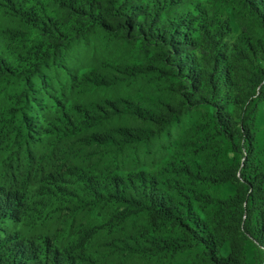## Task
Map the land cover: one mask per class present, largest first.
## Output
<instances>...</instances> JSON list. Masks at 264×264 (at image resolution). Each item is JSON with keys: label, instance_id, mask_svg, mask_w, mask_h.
Returning <instances> with one entry per match:
<instances>
[{"label": "trees", "instance_id": "16d2710c", "mask_svg": "<svg viewBox=\"0 0 264 264\" xmlns=\"http://www.w3.org/2000/svg\"><path fill=\"white\" fill-rule=\"evenodd\" d=\"M49 2L56 15L30 0H0V19L9 22L0 24V150L22 149L32 163L50 159L56 165V172L48 175L52 191L47 194L62 203L63 232L74 251L59 245L42 259L38 252L15 242L8 251L0 245V264H82L84 255L78 258L76 253L95 244L169 256L190 241L205 250L201 264H248L246 241L253 238L264 248V172L218 171L222 181L236 186V193L209 226L194 212L192 203L183 200L178 186L149 172L145 160L152 154L150 143L187 105L210 103L216 125L231 140L239 138L247 146L244 165L251 169L256 150L251 106L254 91L264 80V67L245 74L244 67L228 65L216 53L199 57L196 51L204 40L215 47L211 35L202 31L196 39L192 21L186 17L165 20L160 8L143 0ZM247 3L259 18L256 42L264 46V0ZM97 30L152 48L154 60L176 77L169 97L156 103L126 96L75 98L39 132L34 115L43 109L35 95L38 82L45 84L50 71L62 66L73 41H88ZM248 44L249 52H241L243 60H250V51L257 53V45ZM110 70L107 65L103 72L88 71L80 81L73 77L74 93L120 84ZM223 87L231 91L230 103L216 96ZM230 104L235 107L233 113L228 110ZM41 144L50 153L38 157L35 148ZM11 202V198L0 199V216L11 209ZM95 216H103L106 225L97 223ZM126 225L132 227L123 233L113 231L114 226L121 230ZM99 229H104L105 237L99 236ZM226 242L230 249L223 255ZM258 264H264V255Z\"/></svg>", "mask_w": 264, "mask_h": 264}, {"label": "rangeland", "instance_id": "374dc122", "mask_svg": "<svg viewBox=\"0 0 264 264\" xmlns=\"http://www.w3.org/2000/svg\"><path fill=\"white\" fill-rule=\"evenodd\" d=\"M30 2L45 8L51 15L57 14L49 0ZM143 2L160 8L165 20L186 17L192 21L191 33L196 39L201 38L202 31L211 35L210 38L216 41L215 47L212 44L207 46V41L204 40V46L196 51L199 57L205 56V52L216 53L226 64L244 67L245 74H248V70L249 73L257 71L258 66L264 67V46L256 42L259 36V18L247 0ZM0 24L9 25L8 19L1 18ZM249 42L257 45V53L252 54L250 51V60H243L241 52H249ZM102 65H111L110 71L120 79V84L102 91H87L84 95H76L71 86L73 77L80 81L88 71L103 72L105 67ZM168 70L154 60L153 49L146 47L141 41H126L119 36L97 30L88 41H73L62 66L50 71L45 84L38 82L35 95L43 109L39 108L34 113L39 121L37 130L40 132V127H46L48 121L58 117L64 107H68L75 98L84 101L126 96L142 103L162 101L169 97L168 89L176 81V77L169 74ZM223 88L216 96L223 98L225 104L230 103L231 91L227 87ZM254 100L251 119L256 132V150L251 169L244 165L247 146L239 138L231 140L216 125L215 108L210 103L187 105L183 113L148 147L152 154L145 160L149 163L146 169L178 186L183 200L190 201L194 212L209 226L223 203L236 193V186L230 181H222L218 171L236 168L238 172L247 171L250 175L255 171L264 172V80L255 89ZM234 109L230 104L228 110L233 113ZM35 152L40 157L49 154L50 148L41 144L35 148ZM53 172H56V165L50 159L32 163L26 159L22 149L0 150V199H12L11 209L0 216V245L7 246L5 251H8L10 243L18 242L25 245L27 251L38 252L39 257L44 259L45 254L49 256V253L60 246L69 247L66 232H63L60 201L47 194L52 191L48 175ZM169 191L174 193L173 190ZM94 219L97 223L106 225L103 216H95ZM130 227L132 225H126L120 230L114 226L113 231L123 233ZM103 231L104 229L99 233L102 238L106 236ZM69 249L74 251L73 248ZM229 249V243L226 242L221 253L227 255ZM81 255H84V260L80 262L82 264H201L204 263L206 254L203 246L190 241L182 251L169 256H154L141 250L124 252L121 246L114 249L103 244L89 245L84 252L76 253L78 258ZM246 255L248 264H258L262 261L264 248L258 246L253 238H249L246 241Z\"/></svg>", "mask_w": 264, "mask_h": 264}]
</instances>
